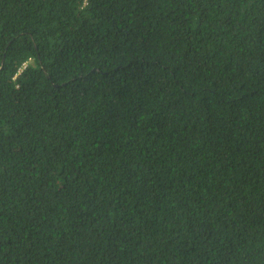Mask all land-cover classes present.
<instances>
[{
  "label": "trees",
  "instance_id": "1",
  "mask_svg": "<svg viewBox=\"0 0 264 264\" xmlns=\"http://www.w3.org/2000/svg\"><path fill=\"white\" fill-rule=\"evenodd\" d=\"M0 264H264V0H0Z\"/></svg>",
  "mask_w": 264,
  "mask_h": 264
},
{
  "label": "built area",
  "instance_id": "2",
  "mask_svg": "<svg viewBox=\"0 0 264 264\" xmlns=\"http://www.w3.org/2000/svg\"><path fill=\"white\" fill-rule=\"evenodd\" d=\"M27 64H28V62L23 63L21 68H20V70H19V72H21L26 67Z\"/></svg>",
  "mask_w": 264,
  "mask_h": 264
}]
</instances>
